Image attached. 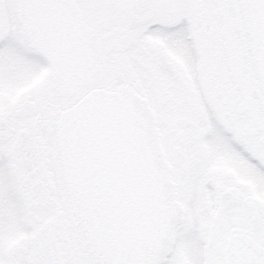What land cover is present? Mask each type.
Masks as SVG:
<instances>
[{
    "label": "snow or ice",
    "instance_id": "snow-or-ice-1",
    "mask_svg": "<svg viewBox=\"0 0 264 264\" xmlns=\"http://www.w3.org/2000/svg\"><path fill=\"white\" fill-rule=\"evenodd\" d=\"M0 264H264V0H0Z\"/></svg>",
    "mask_w": 264,
    "mask_h": 264
}]
</instances>
